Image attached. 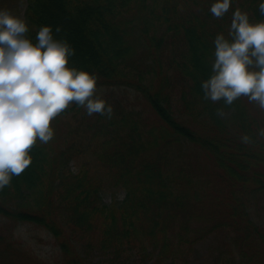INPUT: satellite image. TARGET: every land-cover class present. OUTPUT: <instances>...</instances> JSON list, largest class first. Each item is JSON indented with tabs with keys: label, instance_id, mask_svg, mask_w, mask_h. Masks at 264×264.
Wrapping results in <instances>:
<instances>
[{
	"label": "trees",
	"instance_id": "trees-1",
	"mask_svg": "<svg viewBox=\"0 0 264 264\" xmlns=\"http://www.w3.org/2000/svg\"><path fill=\"white\" fill-rule=\"evenodd\" d=\"M214 2L27 0L30 39L51 25L76 50L70 67L95 74L97 88L137 96L114 101L110 119L85 113L83 127L64 126L83 114L76 104L53 120V139L37 142L30 166L0 190V264H53L15 236L18 223L52 233L56 264H131L134 248L147 256L143 264H178L214 232L239 249L224 264H264V215L255 209L264 206V140L256 137L264 111L246 97L213 104L201 89L215 37L230 39L237 8L264 20V0H232L221 19L210 12ZM244 134L254 143H241ZM75 160H82L77 169Z\"/></svg>",
	"mask_w": 264,
	"mask_h": 264
},
{
	"label": "clouds",
	"instance_id": "clouds-1",
	"mask_svg": "<svg viewBox=\"0 0 264 264\" xmlns=\"http://www.w3.org/2000/svg\"><path fill=\"white\" fill-rule=\"evenodd\" d=\"M232 0H215L211 14L221 19ZM264 15V2L259 4ZM56 31H60L57 28ZM26 18L0 9V190L9 186L32 163L30 150L49 143L55 134L53 120L76 104L92 116L112 117L113 109L97 93V76L70 67L75 48L56 39L51 25L39 27L35 42L27 35ZM229 38L215 37L212 74L201 83L204 99L231 106L246 97L264 111V20L252 22L247 11L232 15ZM224 120L227 114L216 110ZM264 140V127L256 132ZM241 143H254L249 134Z\"/></svg>",
	"mask_w": 264,
	"mask_h": 264
},
{
	"label": "rangeland",
	"instance_id": "rangeland-1",
	"mask_svg": "<svg viewBox=\"0 0 264 264\" xmlns=\"http://www.w3.org/2000/svg\"><path fill=\"white\" fill-rule=\"evenodd\" d=\"M27 7V0H0V9H8L13 14L22 16L25 18V10ZM98 96L104 98L107 104H112L116 100L125 101L134 100L136 98V93L130 89L123 87L117 88H97ZM137 105L139 104L136 103ZM138 108H141V104L138 105ZM80 114L79 120L73 117L66 119L64 126L65 128L75 129L77 127H83L80 119L82 115L86 113L85 110ZM74 138L81 136L78 132L73 133ZM201 160H205L204 157ZM82 160H75L73 168L77 169L81 165ZM125 196L124 190L117 191L116 197L118 199H123ZM113 198V193L109 189H105L103 192V200L105 202H110ZM262 203V201H260ZM256 205V208L261 215H264V206L262 204ZM256 219L260 216L257 212H253ZM11 227L15 231V236L20 238L25 246H28L35 254H37L43 260H46L50 263L56 264L59 257V249L56 245L55 238L51 232L48 230L39 227L33 223H18L11 224ZM226 240V241H224ZM228 240L222 232H214L210 236L198 242L196 250L189 257L186 253L180 254L176 261L178 264H224V256L234 253L237 254L239 249L228 248L226 245ZM134 253L131 258V264H143L144 260L147 259V256L143 257L140 252L134 248ZM100 253V252H99ZM104 254L100 253V256L95 253L94 260H99L103 257ZM184 261V262H183ZM187 261V262H185ZM149 262H152L149 260ZM170 262V261H169ZM181 262V263H180Z\"/></svg>",
	"mask_w": 264,
	"mask_h": 264
}]
</instances>
